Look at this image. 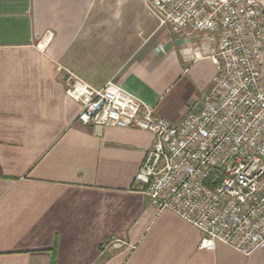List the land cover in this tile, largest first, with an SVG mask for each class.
Masks as SVG:
<instances>
[{"label":"crops","instance_id":"obj_1","mask_svg":"<svg viewBox=\"0 0 264 264\" xmlns=\"http://www.w3.org/2000/svg\"><path fill=\"white\" fill-rule=\"evenodd\" d=\"M204 36L159 28L144 0H0V264H264L200 249L134 183L155 136L84 124L66 95L68 72L112 81L179 124L215 76Z\"/></svg>","mask_w":264,"mask_h":264},{"label":"built area","instance_id":"obj_2","mask_svg":"<svg viewBox=\"0 0 264 264\" xmlns=\"http://www.w3.org/2000/svg\"><path fill=\"white\" fill-rule=\"evenodd\" d=\"M144 4L159 28L205 35L197 56L216 68L210 90L179 124L112 81L95 89L68 72L66 95L84 124L152 133L135 185L160 212L199 229L200 249L222 243L250 256L264 248V0Z\"/></svg>","mask_w":264,"mask_h":264},{"label":"rangeland","instance_id":"obj_3","mask_svg":"<svg viewBox=\"0 0 264 264\" xmlns=\"http://www.w3.org/2000/svg\"><path fill=\"white\" fill-rule=\"evenodd\" d=\"M215 75H216V72H215Z\"/></svg>","mask_w":264,"mask_h":264}]
</instances>
